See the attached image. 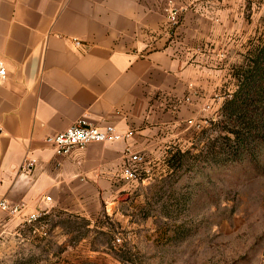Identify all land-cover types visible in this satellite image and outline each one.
<instances>
[{"label":"crops","instance_id":"obj_1","mask_svg":"<svg viewBox=\"0 0 264 264\" xmlns=\"http://www.w3.org/2000/svg\"><path fill=\"white\" fill-rule=\"evenodd\" d=\"M170 2L184 0H0V201L24 207L0 209V253L92 263L94 207H115L140 184L122 176L127 149L148 169L165 168L169 148L189 143V121L221 103L229 63L254 41L252 17L236 0H194L173 25ZM82 117L134 134L57 155L45 138ZM26 156L31 175L19 172ZM32 213L40 217L28 222ZM59 232L79 240L30 246Z\"/></svg>","mask_w":264,"mask_h":264},{"label":"rangeland","instance_id":"obj_2","mask_svg":"<svg viewBox=\"0 0 264 264\" xmlns=\"http://www.w3.org/2000/svg\"><path fill=\"white\" fill-rule=\"evenodd\" d=\"M236 2L252 17L248 37L255 39L264 32V0ZM244 60L229 63L232 77L222 82L221 103L210 101L190 124L189 143L171 147L183 149L175 166L146 167L125 200L94 207L86 233L95 253L87 264H264V142L236 158L228 131L234 124L221 114L235 90L234 67ZM73 224L78 235L85 233L82 221ZM78 235L59 232L30 246L77 242ZM36 256L26 262L21 254L0 253V264H32Z\"/></svg>","mask_w":264,"mask_h":264},{"label":"trees","instance_id":"obj_3","mask_svg":"<svg viewBox=\"0 0 264 264\" xmlns=\"http://www.w3.org/2000/svg\"><path fill=\"white\" fill-rule=\"evenodd\" d=\"M244 59L245 64L234 67L235 90L221 107L222 116L229 118V125L234 124V129L228 131L238 145L234 147V156L239 159L251 144L264 142V32L254 39ZM176 150L174 153L169 148L168 169L176 165L179 152H183L182 148Z\"/></svg>","mask_w":264,"mask_h":264},{"label":"built area","instance_id":"obj_4","mask_svg":"<svg viewBox=\"0 0 264 264\" xmlns=\"http://www.w3.org/2000/svg\"><path fill=\"white\" fill-rule=\"evenodd\" d=\"M194 0H184L182 6L177 7L172 2L167 5V17L171 24L177 25L180 20V13L187 10ZM79 44V42H76ZM7 78V64L0 59V85ZM191 124L192 121H189ZM133 131L120 132L114 126L99 127L90 123L87 117L78 119L71 127L63 132L48 135L45 138L47 144L51 145L57 155L68 154L76 147H84L93 142L113 143L117 141H126L133 136ZM126 162L122 169V176L125 179L139 181L142 174L147 172L146 159L142 154L133 153L127 149ZM36 168V161L30 156H26L20 167L19 172L23 175H31ZM47 200H50L47 197ZM22 205H10L6 200L0 201V209L9 211L11 214H20L23 210ZM40 213H32L28 216V222L37 221ZM120 242V239H116Z\"/></svg>","mask_w":264,"mask_h":264}]
</instances>
